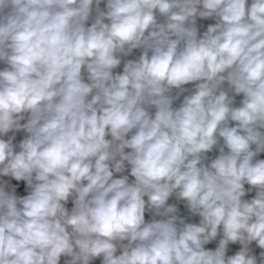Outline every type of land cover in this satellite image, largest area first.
<instances>
[{
    "label": "clouds",
    "instance_id": "9594fccd",
    "mask_svg": "<svg viewBox=\"0 0 264 264\" xmlns=\"http://www.w3.org/2000/svg\"><path fill=\"white\" fill-rule=\"evenodd\" d=\"M0 264H264V0H0Z\"/></svg>",
    "mask_w": 264,
    "mask_h": 264
}]
</instances>
